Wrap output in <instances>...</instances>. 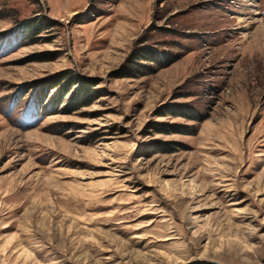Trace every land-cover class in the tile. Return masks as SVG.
Here are the masks:
<instances>
[{
	"label": "rangeland",
	"instance_id": "obj_1",
	"mask_svg": "<svg viewBox=\"0 0 264 264\" xmlns=\"http://www.w3.org/2000/svg\"><path fill=\"white\" fill-rule=\"evenodd\" d=\"M0 264H264V0H0Z\"/></svg>",
	"mask_w": 264,
	"mask_h": 264
},
{
	"label": "trees",
	"instance_id": "obj_2",
	"mask_svg": "<svg viewBox=\"0 0 264 264\" xmlns=\"http://www.w3.org/2000/svg\"><path fill=\"white\" fill-rule=\"evenodd\" d=\"M26 29L27 30H33V28L35 27V25L33 24H26ZM141 57H143L145 60H148V61H154L155 63H158L160 58L158 57V55L155 53V52H152L150 50H146L142 53ZM136 62V61H134ZM137 63V62H136ZM143 66V65H141ZM136 67V66H135ZM144 67V66H143ZM145 68V67H144ZM137 71L139 70V68H137ZM132 76H135V74H132L130 73ZM65 77L61 78V79H64Z\"/></svg>",
	"mask_w": 264,
	"mask_h": 264
}]
</instances>
